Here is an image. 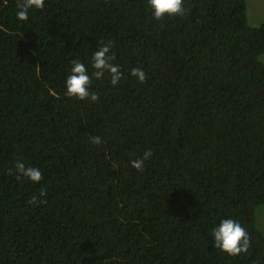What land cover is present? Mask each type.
Listing matches in <instances>:
<instances>
[{
    "label": "trees",
    "instance_id": "trees-1",
    "mask_svg": "<svg viewBox=\"0 0 264 264\" xmlns=\"http://www.w3.org/2000/svg\"><path fill=\"white\" fill-rule=\"evenodd\" d=\"M17 2L0 0V264H264V22L246 1L160 21L148 0H45L27 21ZM109 40L121 81L67 96L72 61L91 75ZM17 161L43 180L9 175ZM229 218L251 240L238 256L213 246Z\"/></svg>",
    "mask_w": 264,
    "mask_h": 264
},
{
    "label": "clouds",
    "instance_id": "clouds-1",
    "mask_svg": "<svg viewBox=\"0 0 264 264\" xmlns=\"http://www.w3.org/2000/svg\"><path fill=\"white\" fill-rule=\"evenodd\" d=\"M45 0H18L16 13L19 21H27L30 9H43ZM148 4L153 12V18L157 21L167 17L183 16L185 14L184 0H148ZM101 46L94 52L91 67L94 71L89 74L86 65L79 60L72 61L71 73L65 81L66 95L78 100L90 99L92 102L99 100V95L91 91L92 78L101 80L105 74H109L110 81L116 86L123 78V73L119 65L113 64L114 54L110 55L113 41H101ZM140 83H145L147 76L140 68H132L131 73ZM90 143L99 145L102 141L99 137H90ZM153 155L151 150H146L143 157L131 161V167L137 171H142L144 162ZM16 174V179L27 178L33 183L43 180V173L39 168L26 167L22 161H17L14 170H9V175ZM39 195H46V189H41ZM29 204L36 206L46 204V199H38L32 196ZM213 246L230 256H238L248 251L251 240L247 230L233 219H222L218 227L212 230Z\"/></svg>",
    "mask_w": 264,
    "mask_h": 264
},
{
    "label": "rangeland",
    "instance_id": "rangeland-1",
    "mask_svg": "<svg viewBox=\"0 0 264 264\" xmlns=\"http://www.w3.org/2000/svg\"><path fill=\"white\" fill-rule=\"evenodd\" d=\"M247 4V15L252 27H259L264 22V0H245ZM264 64V54L260 56ZM256 224L264 235V205L256 210Z\"/></svg>",
    "mask_w": 264,
    "mask_h": 264
}]
</instances>
